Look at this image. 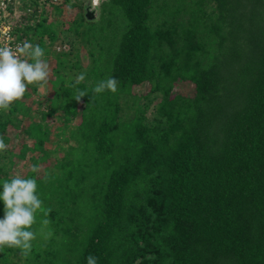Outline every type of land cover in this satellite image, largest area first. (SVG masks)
<instances>
[{"label":"trees","instance_id":"1","mask_svg":"<svg viewBox=\"0 0 264 264\" xmlns=\"http://www.w3.org/2000/svg\"><path fill=\"white\" fill-rule=\"evenodd\" d=\"M98 9V21L82 14L75 30L98 36L86 79L57 81L52 101L78 118L76 145L55 171L23 177L36 179L52 235H40L38 214L30 254L4 248L0 264H11L10 252L21 264H87L89 255L98 264H264V0H102ZM41 18L21 30L33 45L55 41ZM77 53L63 52L60 70H76L66 57ZM109 77L117 93H94ZM177 82L194 84V95L173 94ZM144 83L161 100L154 116L136 103L122 118ZM77 89L87 93L80 102ZM18 113L0 110L6 144ZM29 135L35 145L21 156L43 152L34 164L45 163L48 133L31 124ZM14 158L0 153V193Z\"/></svg>","mask_w":264,"mask_h":264},{"label":"rangeland","instance_id":"2","mask_svg":"<svg viewBox=\"0 0 264 264\" xmlns=\"http://www.w3.org/2000/svg\"><path fill=\"white\" fill-rule=\"evenodd\" d=\"M42 0L38 1V19H34L32 22V14L27 17L26 25L22 26V29L32 22L33 26L41 21V17L46 19V25L52 26V31L55 34V41H52L50 36L45 35L40 41L34 42V45H43V49L46 54L44 59L49 63L51 74L47 86L41 89L38 85H29L28 91L25 96L20 100L11 105L19 111L17 114L18 123L17 126H10L7 131L8 138V149L10 153L15 155L13 159L15 165L13 170H11V176L21 175L24 177L27 173L31 172L32 166H34V159L41 158L43 152H32L28 150L24 157L21 156L25 147L33 148L35 145L34 139L29 135V127L31 124H40L43 126L44 130L48 133V140L45 144L44 149L48 151V160L43 163H39L37 167L40 169L36 174L38 177H44L46 169L55 171L56 164L58 160L62 159L69 146L76 145L75 140L71 137L72 132L77 127L79 120L67 118L65 113L66 103L57 100L52 106V101L56 98L58 90L60 89V84H56L57 81H75L76 77L80 73L87 74L88 67L91 65V51H97L93 47L92 43L97 37L89 36L86 40H81V34L77 36L75 30L78 28L79 23H81V15H86L87 18L93 21H98L99 19V9L92 13L91 9H87L89 6L86 0H73L74 6L67 4L66 0H50L45 3H41ZM102 0H100L101 3ZM173 2L174 0H168ZM31 0H17L15 9L18 15H22L28 8L34 10V6L30 4ZM99 3V4H100ZM26 5V6H25ZM99 6V5H98ZM82 7V8H81ZM213 4L208 5L209 11H211ZM76 34V35H75ZM29 41L31 43L32 36L29 34ZM77 45H75V43ZM33 44V42L31 43ZM69 44L72 46V50H76L78 57L67 56L66 61L71 67H75L76 70L72 71H62L58 67V58L65 59L63 55V47ZM47 51L48 54H47ZM79 69H77V64ZM100 65V64H99ZM98 65V66H99ZM69 85V82H67ZM151 91V85L149 83H144L140 86L133 87L132 98H127L125 100L127 105H124V111L122 115L133 114L131 108L132 105L138 104L147 111L148 117H153L157 104L161 101L160 99L152 100L153 95L149 97ZM195 93V86L189 82H177L174 85L173 94H181L184 96H193ZM123 102V99L121 100ZM130 103V104H129ZM132 104V105H131ZM131 105V106H130ZM130 106V107H128ZM55 108V112L51 114V109ZM8 254L9 262L11 264H21L19 258L20 254ZM2 254V253H1Z\"/></svg>","mask_w":264,"mask_h":264},{"label":"clouds","instance_id":"3","mask_svg":"<svg viewBox=\"0 0 264 264\" xmlns=\"http://www.w3.org/2000/svg\"><path fill=\"white\" fill-rule=\"evenodd\" d=\"M100 0H91V10L96 12ZM45 50L39 45L29 42L17 44L13 49L7 45L0 46V110L7 111L11 105L20 101L28 91L29 85H38L41 89L47 86L51 74L49 63L44 59ZM86 79V74L80 73L75 84L79 85ZM118 80L109 77L97 83L93 92L101 94L110 91L117 93ZM87 96L86 91L77 89L75 100L80 102ZM8 144L0 136V153L7 151ZM37 166H32L33 173L39 172ZM3 191L0 201L4 204V217L0 219V250L15 248L23 256H28L32 250V242L37 239V232L33 230L37 224L38 214L44 219L40 220V235L50 238L52 232L45 231L50 225L47 217L50 208H45L39 197L36 179L14 176L11 180L2 182ZM87 264H98V258L92 255L87 257Z\"/></svg>","mask_w":264,"mask_h":264},{"label":"built area","instance_id":"4","mask_svg":"<svg viewBox=\"0 0 264 264\" xmlns=\"http://www.w3.org/2000/svg\"><path fill=\"white\" fill-rule=\"evenodd\" d=\"M46 1L42 0L41 3ZM16 4L17 0H0V46L7 45L13 49L17 44H22L25 41L30 43L28 36L23 35L21 30L22 26L28 22L26 18L33 14V10L28 8L21 16L18 15L15 9ZM34 19H38V17L34 15L31 21L34 22ZM32 22L29 24L32 25ZM63 51L71 52L72 46L66 44Z\"/></svg>","mask_w":264,"mask_h":264},{"label":"crops","instance_id":"5","mask_svg":"<svg viewBox=\"0 0 264 264\" xmlns=\"http://www.w3.org/2000/svg\"><path fill=\"white\" fill-rule=\"evenodd\" d=\"M30 36H28V38H29Z\"/></svg>","mask_w":264,"mask_h":264}]
</instances>
